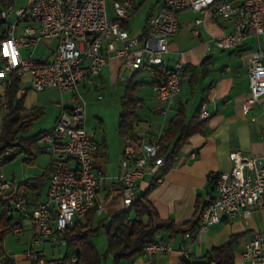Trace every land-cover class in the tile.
Here are the masks:
<instances>
[{
    "label": "built area",
    "instance_id": "2783aa9c",
    "mask_svg": "<svg viewBox=\"0 0 264 264\" xmlns=\"http://www.w3.org/2000/svg\"><path fill=\"white\" fill-rule=\"evenodd\" d=\"M112 5L114 18L111 20L107 17L106 0H33L27 8H15L11 4L0 11V22L10 13L16 17L0 35V88L10 83L13 74L21 78L28 75L32 90L42 91L54 86L61 92L71 93L75 99L73 107L62 110L53 127L40 138L51 154L43 201L30 208L25 196L14 197V193L22 189L12 187L11 181L0 171V200L15 213V223L7 234H19L25 220H29L33 228L24 261L19 264H81L73 248L69 252L67 247L62 256L48 259L45 244L53 247L62 242L66 244L65 231L74 225L77 217H82L92 207H96L97 213L103 210V202L98 203L97 197L106 184V175L94 158L98 142L86 128L80 83L97 76L112 57L120 61V72L124 68L134 72L164 63L170 38L178 30V15L183 10L213 8L217 15L231 18L232 29L216 41L222 49H236L251 36L264 38V0H160L159 9L148 20L144 37L131 36L121 27V21L133 10L132 0H114ZM22 21H33L36 25L26 24L16 33V25ZM49 38H57V44L47 59H38L33 52L21 55V49ZM183 69L181 59L174 61L166 80L152 87L163 105L162 113H167L180 92ZM247 78L249 92L242 110L248 112L258 104L264 118V48L258 47L250 53ZM7 112L8 104L3 102L0 132ZM208 116L202 106L200 117ZM260 138L264 144V126ZM125 140L123 172L119 176L123 209L139 197V182L145 175L155 176L157 182L162 180L159 170L164 163V157L157 156L158 136L135 141L126 137ZM18 150H5L0 155V166ZM229 157L231 169L216 175V196L200 211L195 231L184 233L179 258L173 264H180L182 258L189 256L187 243L199 232L224 218L249 217L253 209L264 210V153L246 156L233 149ZM143 251L163 255L171 253L173 246L170 240L157 237L146 243ZM5 257L11 256L4 250L0 264ZM241 258L247 264H264V231H256L245 243Z\"/></svg>",
    "mask_w": 264,
    "mask_h": 264
},
{
    "label": "crops",
    "instance_id": "0c3cea01",
    "mask_svg": "<svg viewBox=\"0 0 264 264\" xmlns=\"http://www.w3.org/2000/svg\"><path fill=\"white\" fill-rule=\"evenodd\" d=\"M32 1L29 0V5ZM16 2V0L11 2L0 0V11L11 4L16 8ZM132 4L133 10L125 19V22L131 35L130 19L137 8H144L142 30L135 35H131L140 37L144 29L147 31V20L159 9L160 0H132ZM27 7L20 6L19 8ZM113 18L114 16L109 19ZM197 19H200V21L196 22ZM178 22V30L170 38L169 51L164 56V65L170 69L174 61L178 59L183 61L186 69L182 72L180 78V92L170 103L167 113H162L163 105L155 96L153 86L149 85L156 103L148 102L144 97L139 96L142 99V105L138 110L139 119L135 123L134 134L138 138L144 139L159 136L165 130L168 120L176 114L180 104L184 106L187 120L194 115L195 109L201 103V107L204 106L209 113L208 117L203 118L205 124L202 131L194 133L189 141L181 147L173 164L148 195L161 218L170 219L175 224H182L193 218L197 207H202L216 196L214 180L219 172L231 169L232 160L229 157L231 150L238 149L246 156H261L264 153V144L260 138L264 126L261 107L256 104L248 112L242 110V103L249 92L247 78L249 56L258 47L264 48V38L251 36L236 49L218 47L216 41L232 29V19L217 15L213 8L202 11L183 10L178 15ZM9 24L11 22L8 21V16L6 20H1L0 35L2 31L8 28ZM26 24L36 25L33 21L18 22L15 32L20 33L22 27ZM183 27H185L184 30H182ZM188 29L192 36L198 38V42L194 43L192 38L185 40L188 37ZM56 44L57 38L44 40L33 46V56L41 60L47 59ZM213 45L227 52V55L221 53L218 56L222 63H219L215 69L211 68L213 55L209 50V47L211 48ZM29 49H21V55H28ZM146 68L139 69L138 73H142ZM132 73L127 68L120 72V61L112 57L97 76L80 83L79 90L82 96L86 92L95 90L97 92L96 98L102 100L101 91L105 93L108 84L125 83ZM23 76L18 92V95L23 96V113L28 114L35 110H41L42 115L44 113L43 106L40 108H38L39 106H32L37 97L29 95L34 90L30 88L28 75ZM121 76L127 77L126 80H123ZM151 80L152 75L149 81ZM2 91L3 87L0 88V95ZM41 92L56 93L51 101L55 105L53 111L55 114L54 123L62 110L69 109L75 104V99L71 93L61 92L54 86ZM189 95H195L196 99L195 105L188 110ZM122 97L123 95L120 98L121 101ZM26 98H28L27 101ZM32 100L34 101L32 102ZM47 100L46 98L43 99L44 102H48ZM145 108L148 113L153 112L154 116L152 121L148 122V127L140 129L138 124V121L141 120L140 111ZM121 111L122 105L120 113ZM251 117L254 119H251ZM85 122L87 124V118ZM116 122L118 123V121ZM117 123L116 128L110 134L107 133L100 117H97V123L92 127V131L88 130L86 126L88 132L98 142V149L94 158L106 175V184L97 197L98 203L103 202V210L100 213L95 210L94 224L100 221L106 223L123 209L119 176L123 172L121 160L126 140L119 133ZM50 163L51 158L48 164L42 167L41 173L49 168ZM14 179L15 176L12 174L10 180L12 187L19 186L25 180L15 183ZM150 179V175L144 176L139 182V191L148 187ZM47 186L48 179L41 191V201L45 199ZM102 214L105 216L102 217ZM32 230L30 221L25 220L23 230L19 234H12L14 236L13 241V238L10 241L7 240L8 234L5 236L3 249L14 260V262H8L9 264H19L24 261L23 255L30 243ZM256 231H264V210L253 209L249 217L238 215L231 219L224 218L193 236V239L187 243L189 257L191 260L192 258L200 259L211 248L220 246L230 237H233L234 264H247L241 258V252L245 243ZM183 235V233H178L172 236L166 230L161 231L157 237L170 240L173 251L163 255L144 253L131 261H127L128 264H173L179 258V244L184 240Z\"/></svg>",
    "mask_w": 264,
    "mask_h": 264
},
{
    "label": "trees",
    "instance_id": "16d2710c",
    "mask_svg": "<svg viewBox=\"0 0 264 264\" xmlns=\"http://www.w3.org/2000/svg\"><path fill=\"white\" fill-rule=\"evenodd\" d=\"M121 27L127 29L125 20L121 21ZM145 35L146 29L143 30L140 37ZM147 68L152 75L151 81L137 80L139 70L134 71L125 81V91L121 101L122 111L119 114L117 129L124 138L127 137L131 141L138 138L134 134L135 123L139 119L138 110L142 105V99L137 94L138 87L144 83L152 86L162 83L166 80L169 72V68L164 63ZM185 69L186 67H184L183 72ZM20 84L21 77L15 74L11 75L10 83L3 87L0 95V110L3 102L8 104V112L3 118L0 132V155L7 149L18 148H21L20 151H24L27 155H34L33 148L42 135L46 133V131H41L26 138L20 135L30 129L32 121L41 113L40 110L28 114L23 113V96L18 95ZM201 105L202 103L197 106L194 115L187 120L184 106L180 104L176 114L168 120L165 130L158 136L157 156L164 157V163L159 170L161 174L164 175L173 164L181 147L189 141V138L194 133L202 131L205 119L200 117ZM20 151L18 150L17 153ZM17 153L9 155L3 163L13 159ZM150 176L148 187L139 191V197L127 209H122L106 223L101 221L96 224L93 223L96 207H92L82 217H77L74 225L65 231L66 247L67 249L73 248L81 259V264H103L105 254H100L93 243V237L99 233L100 229H103L107 234V253L112 254L113 264H124V262L143 255L144 245L155 240L163 230L168 231L172 236L195 231L198 226L200 211L206 204L197 207L193 218L182 224H175L170 219L161 218L148 197L152 188L158 183L155 176ZM48 178L49 170L47 169L39 175L25 179L19 185V189L22 191L14 193V197L25 196L27 204L30 208H34L41 202V191ZM2 204L3 210L0 212V256L4 255L3 241L5 236L9 228L15 223L13 209L10 210L9 207L6 208L4 203ZM233 240L234 238L230 237L222 245L211 248L204 255L203 261L194 262L188 256L182 258L180 264H234ZM3 261L12 262V258L5 257Z\"/></svg>",
    "mask_w": 264,
    "mask_h": 264
},
{
    "label": "rangeland",
    "instance_id": "374dc122",
    "mask_svg": "<svg viewBox=\"0 0 264 264\" xmlns=\"http://www.w3.org/2000/svg\"><path fill=\"white\" fill-rule=\"evenodd\" d=\"M8 2H11L12 0H6ZM16 8H19L20 6L27 7L29 5V0H16ZM144 8H137L135 14L130 19V33L131 35H135L138 32L142 30V27L144 25V14H143ZM106 11L107 16L109 18H112L114 16V10L111 0H106ZM15 14L10 13L8 14V21L13 23L15 21ZM185 27L182 28L184 30ZM190 30H187L188 37L185 40H190L192 38L195 42H198V38L195 36H192L189 32ZM263 40V39H262ZM212 45V44H211ZM41 46V45H40ZM30 49L28 51H33V46L29 47ZM210 53L213 55V63L211 65V68L215 69V67H218L219 63L221 62V59L218 58V56L221 53H224V55H227L226 50L222 51L220 48H218L216 45L209 47ZM226 57V56H225ZM126 73V72H125ZM24 77V76H23ZM127 78V77H126ZM22 79V78H21ZM137 80H143V81H149L151 79V72L149 68H146L142 71V73H138ZM125 83L119 82L115 84H108L107 89H105V93L101 91V94L103 96L102 100H98L97 92L95 90H92L90 92H86L83 94V97L85 98V113L87 118V124L88 130L92 131V127L97 123V117L102 118L104 127L108 134L111 133L116 128V121L119 118V113L121 110V96L124 94L125 91ZM80 89V85H79ZM54 93V92H53ZM52 92H31L29 95H35L37 99L33 103L34 106H43V114H39L38 117H36L32 121V125L30 129L26 132H22L20 135L22 137H29L31 135H34L36 133H39L41 131H48L50 130L54 125V103H51L52 99L54 98L55 94ZM82 94V93H81ZM137 94L141 97H144L146 101L156 103V101L153 99V95L151 92V89L149 87L148 83H144L140 85L137 89ZM48 99V102H44L43 99ZM105 98V101H104ZM39 99V100H38ZM195 95H189V102L187 103L188 110L191 106L195 105ZM28 98H26V101ZM34 100H32L33 102ZM46 103V105H44ZM104 103V104H102ZM29 106V103L27 104ZM41 111V110H40ZM153 114V115H152ZM147 116V117H146ZM154 116V113L151 114L148 113L147 109H142L140 111V118L141 120L138 121V124L140 126V129L148 127V122L152 121V117ZM155 119V118H154ZM44 142H42L40 139L37 141V144L33 148L34 155H27L24 151H20L21 148H18L20 152H18L15 157L7 162H5L3 165L0 166V171L3 173L4 178L7 180H11L12 174L15 176V183L21 182L26 178H30L34 175H39L41 173L42 167H45L48 162L50 161L51 154L50 150L45 146ZM46 149V150H45ZM16 150V149H14ZM66 158V156H64ZM3 210V204L0 200V212ZM102 217L105 215L102 214ZM14 240V236L12 234L7 235V240L10 241ZM11 241V242H12ZM13 243V242H12ZM93 243L96 247V249L100 252V254L104 255L105 257L103 259V264H113V256L110 253H107V234L103 229L99 230V233L93 237ZM14 244V243H13ZM72 248H69V252ZM45 251H46V257L48 259L50 258H58L59 256H62L66 252V244L60 243L59 246H52L50 243L45 244ZM205 258L202 256L200 259H193L194 262H200L203 261ZM129 262H124V264H128ZM2 264H9V263H2Z\"/></svg>",
    "mask_w": 264,
    "mask_h": 264
}]
</instances>
